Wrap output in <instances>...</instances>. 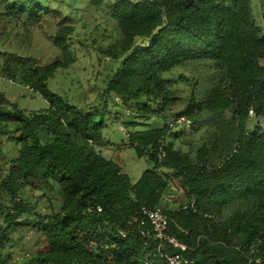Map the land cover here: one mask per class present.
<instances>
[{
	"label": "trees",
	"instance_id": "16d2710c",
	"mask_svg": "<svg viewBox=\"0 0 264 264\" xmlns=\"http://www.w3.org/2000/svg\"><path fill=\"white\" fill-rule=\"evenodd\" d=\"M90 1L99 9L104 0ZM252 4L108 1L116 38L96 48L108 63L100 70L108 79L101 94L106 113L99 116L97 106L82 108L49 88V78L76 61L74 25L62 2L0 0V19L38 29L57 50L40 63L37 55L0 49V73L49 102L26 111L0 90V264H143L155 243L128 223L142 205L168 213L169 233L189 246L184 255L192 264H264V32ZM191 65V76L172 75ZM168 112L173 119L147 127ZM180 116L189 127L169 124ZM110 128L125 132L124 145L153 164L135 182L98 148L110 141ZM187 132H201L190 143L195 157L176 146ZM4 139L15 143L10 157ZM176 186L187 198L174 209L161 207ZM27 189L52 194L42 204ZM191 199L196 209L184 207ZM19 226L39 230L42 242L22 263L7 246L17 244L11 233ZM119 229L128 236L119 238ZM106 235L119 241L112 260L89 248L92 238L103 243Z\"/></svg>",
	"mask_w": 264,
	"mask_h": 264
},
{
	"label": "rangeland",
	"instance_id": "374dc122",
	"mask_svg": "<svg viewBox=\"0 0 264 264\" xmlns=\"http://www.w3.org/2000/svg\"><path fill=\"white\" fill-rule=\"evenodd\" d=\"M60 1L62 2L64 13L72 17V24L74 25L72 46L76 51V61L69 68L60 69L50 77L48 81L49 88L52 92L63 96L64 99L82 108L97 106L95 108H98V111L101 110L100 116L106 113L105 103L102 101L101 94L106 87L108 79V71L100 72V70L106 65L108 66V63L106 62L107 60L105 61L101 57L96 48L99 45L105 46L110 40L116 38L114 34L117 24L105 14L108 1L113 0H104L100 4L102 8L99 9L90 0ZM252 6L254 13H256L257 23L264 27V0H253ZM0 49L14 50L21 54L37 55L40 63L52 60L57 53L56 47L38 29H25L15 21L7 18L0 19ZM1 62L2 60L0 59ZM192 67V65L189 66V69L179 67L172 75L177 77L180 72H184L191 76V72H196ZM0 90L11 101L16 102L26 111H37L46 108L49 104L48 99L43 95L34 93V90L29 88V86L8 79L1 73ZM168 119H173L170 112L166 113V117L156 116L149 119L147 127H160ZM113 125L112 127L118 131H125L122 125ZM253 126L251 125V127ZM109 130L110 141H106V144L98 148L101 149L105 157L112 158L120 163L123 171L130 176L132 182L137 181L142 172L147 168H151L153 164L146 157H139L133 147L124 145L128 139L125 132L114 133L112 128ZM200 133L195 136L187 132L185 136L179 137V140L176 141V146L182 144L186 150H191L192 157H195L196 148H191L190 143L191 141L199 140ZM104 135L108 136V126L104 128ZM3 141L5 143L2 150L5 154L8 153L7 155L10 157L9 148L11 150L15 143L14 141L6 142L5 139ZM27 192L33 194L31 196L33 200L41 197L40 203L42 204L47 202V195L52 194L49 191L45 195L42 190L35 189H27ZM186 198L184 191L176 186L174 189L166 191L161 207L174 209ZM235 208V205L227 207L219 217L228 216ZM11 236V241L17 244L10 246L11 243H8L7 246L11 249L13 260L16 263L25 262V259L30 254L35 253L42 244L38 240L41 238V232L32 226H19L11 233Z\"/></svg>",
	"mask_w": 264,
	"mask_h": 264
},
{
	"label": "built area",
	"instance_id": "2783aa9c",
	"mask_svg": "<svg viewBox=\"0 0 264 264\" xmlns=\"http://www.w3.org/2000/svg\"><path fill=\"white\" fill-rule=\"evenodd\" d=\"M264 32V27H263ZM33 90V89H32ZM175 123L185 124L189 127V121L185 116H180L175 120L169 121V124L173 126ZM165 155L164 151L159 154L162 160ZM188 206L196 209L195 199H191L190 203L185 204L184 207ZM95 209L94 205L88 207V211L91 212ZM97 211H102V207L98 205L96 207ZM207 217H213L214 215L205 213ZM128 223L134 229H136L143 237L152 240L155 243V251L152 256L145 255L143 264H192L185 255L184 251L189 248V246L180 241L178 237L169 233L170 217L168 213L162 208H151L146 205L140 206L128 219ZM128 231L125 229H119L118 237L125 238L128 236ZM106 241L100 243L96 238H92L89 241V248L95 253L100 252L103 256H106L108 260L114 258V249L118 247V239L111 238L106 235ZM168 249V250H167ZM170 249V250H169ZM71 264H91L84 263L78 260L73 261Z\"/></svg>",
	"mask_w": 264,
	"mask_h": 264
}]
</instances>
